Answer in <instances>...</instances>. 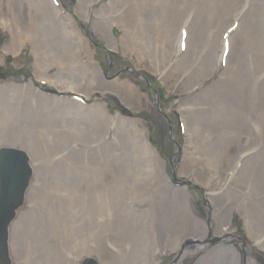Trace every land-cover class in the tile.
Wrapping results in <instances>:
<instances>
[{
  "label": "rangeland",
  "instance_id": "374dc122",
  "mask_svg": "<svg viewBox=\"0 0 264 264\" xmlns=\"http://www.w3.org/2000/svg\"><path fill=\"white\" fill-rule=\"evenodd\" d=\"M135 1L138 9H146L143 0ZM225 1L227 5L219 11L207 4L206 7L210 9L209 16L194 25L196 30H203L206 44L214 42L213 36L217 27L215 18L218 12L229 16H235L240 12L242 16L246 11L244 5L251 0ZM62 2L68 11H72L76 4L73 0H62ZM203 2L204 0H165L163 5L157 0L150 1L145 16L147 26L134 30L144 36L135 37L136 42L144 44L148 51L143 50L142 55L146 57L148 53V58L152 57L150 61H157L158 55L163 57L170 55V51L174 49L173 37L178 25L191 11L199 12L200 16ZM1 8L3 12L8 11V6L5 4ZM177 13L180 14L179 21L172 24L170 21ZM27 16V8L23 5V13L19 17L27 18ZM240 21L241 19H237L227 25L219 38V47L221 45L223 51L227 48L225 57L229 53L231 35L237 30L247 32L244 37L250 40L251 34L243 26L250 27L251 20L242 19L241 23ZM78 27L88 34V44L96 52V59L102 69L110 70L113 67L115 70L113 74L133 79L148 93L151 100L154 101L158 97L161 100L160 103H157V100L153 104L148 103V108H141L139 111L146 120H151L145 115L147 112L156 116L155 122H148L149 133L153 137L151 142L159 148L166 159V170L173 181L171 174L173 166L169 162L176 151V146L168 138L170 129L163 113L172 99H181L185 94L170 98L166 92L167 84L163 87L157 77L152 76L144 67H137L134 72L130 57H125L121 48L114 50V54L109 58L104 49V41L95 38L89 25L79 23ZM24 28L27 27H18L22 38L16 41L31 40V42L20 47L18 55L12 57L9 56L10 52L7 54L4 52L11 42V36L6 29L0 27V83L12 79L28 83L29 79L32 77L34 79V53L43 59L51 70L57 66L65 68L72 66L71 58L76 53L64 51L63 48L60 50L52 48L49 46L50 36L48 41L47 37H38L36 28L33 27L34 29L29 31ZM185 28L182 42L176 44L180 47H175L176 51L179 48L182 55L186 53L187 34H189L188 27ZM11 30H15L14 26ZM180 31L177 32L178 37ZM120 32L122 33L116 29L115 35L119 37ZM63 35L65 40L72 43L76 49L79 48L75 35L66 32ZM195 41L198 42V37ZM130 43L132 44L131 41ZM225 67L223 66L224 69ZM42 89L41 97L51 103L57 99L65 100L52 97L48 93V91L59 92L56 88L42 86ZM37 92L31 91L28 85H0V146H10L15 141V144L25 147L31 153L33 164V177L25 206L11 231L10 249L13 263L171 264L174 256H171L170 252L181 245L179 239L181 234L176 228H172L171 233L169 230L162 231L159 228L163 222L171 225L174 212L172 208L163 206L160 185L157 184L156 194L153 184L148 182L151 176L144 163L128 159L130 163L126 165L122 160L121 146L107 139H89L79 132L70 130L64 133L49 131L41 129L37 122L33 129H29L28 136L24 135L22 130L12 132L4 128L2 113H5L7 108L8 112L12 114L13 111L18 117L23 109L27 108H32L35 113ZM228 97L232 101L227 98L223 103L220 101L221 105L227 111L231 108L238 110L241 119L230 118L231 133H228L230 141L227 139L224 149H231L235 146L232 142L236 144L239 142L243 151L234 162V168L238 167V171H232L237 172L236 175H232L226 183L214 190L216 192L222 190L220 193L225 196L235 197L234 200L230 198L220 200L219 205L233 208L231 225L235 228L234 234L247 239L256 264H264V190H260L264 181L261 175L259 177L260 170L255 182L243 185V188H239L236 182V177L245 167V160L241 167L237 163L244 158H255L257 150L260 169L264 172V97L261 100L257 96L254 98L249 88H245L237 97ZM110 99L112 104L109 106L112 105L118 110L120 101L113 97ZM252 107H258V110L255 112ZM92 110V108L82 110V113L86 115ZM225 110L226 117L232 114ZM180 117V113H176L175 118H172L176 125ZM104 124L108 123L104 122ZM107 126L112 130V124ZM160 134L165 136V140L158 137ZM181 136L178 137L181 139ZM193 143L196 144V150L192 151L193 171L188 173L191 184L189 192L197 214L202 215L206 212L204 203L207 202L205 194L208 190L202 185L203 181L195 171L205 174L213 172L224 165L228 153L223 149L218 151L216 148L213 155L209 154L213 142L204 138ZM251 167L252 165L249 164L246 166L247 170ZM175 177H178L177 173ZM256 242L261 246L257 250L254 244ZM159 251H166L162 262H158V259L156 261Z\"/></svg>",
  "mask_w": 264,
  "mask_h": 264
},
{
  "label": "bare ground",
  "instance_id": "6f19581e",
  "mask_svg": "<svg viewBox=\"0 0 264 264\" xmlns=\"http://www.w3.org/2000/svg\"><path fill=\"white\" fill-rule=\"evenodd\" d=\"M143 1L146 6L145 10L138 9L135 0H76L73 10L65 13L62 11L63 8L57 6L58 0H0V27L6 29L11 36V42L4 51L6 54L10 52L17 56L19 48L31 42V40L16 41L22 38L19 26L27 27L24 29L28 31L33 27L36 28L38 37H47L48 41H50L48 39L50 36L49 46L52 48L57 50L63 48L64 51L76 53L71 58L72 66L68 68L57 66L52 70L43 59L34 53V79H30L28 83L14 79L0 83V85H28L31 91H38L35 95V113L32 108H27L23 109L18 117L13 114V111V115L8 112L7 108L6 112L2 113L3 126L12 132L22 130L24 135L28 136L30 135L29 129H33L37 122L41 129L63 133L70 130L79 132L89 139H107L117 143L122 148V160L126 165L130 163L128 159H134L147 166V172L151 176L148 182L153 184L156 194L157 184L160 185L163 206L172 208L174 212L171 225L160 222L162 224L159 228L162 231L169 230L170 233L172 228H176L181 234L180 240L187 238L192 242V239H199L204 243L196 250L181 252L178 264H183L184 253L193 250V259L191 258L185 264H190L192 261V264H237V258L234 255L239 254L240 251L233 245L238 241L229 244L227 241L220 240L207 242V230L201 221L203 219L197 213H193L192 198L187 191L186 184L190 182L188 173L193 171L192 151L196 150V144L193 141L201 138L212 141L213 146L208 151L211 155L216 148L218 151L225 150L228 154L225 156L226 162L222 167L216 168L209 174L201 171H195V173L202 179V185L208 190L205 195L212 219L217 224L215 231L223 233L225 228L219 226L221 220L227 224L226 231L234 230L230 227L232 224L230 215L234 212L233 208L227 205L220 206L219 202L226 198L234 200L235 197L225 196L220 193L222 190L216 192L214 188L226 183V169L233 168L234 162L243 151L239 142L237 144L232 142V145H235L233 148L224 149L227 139L230 141L228 138V133H231L230 118L240 120L241 113L233 108L225 110L221 102L223 103L227 98L231 102L232 99L228 96L237 97L245 88L251 89L254 98L257 96L261 100L264 97V23H262L264 22V0L247 2L244 5L246 11L242 16L240 12L235 16L218 12L215 18L217 27L214 31V42L208 44L205 43L203 30H196L194 25L209 16L210 9L206 7L207 4L212 5L216 11L227 4L225 0H204L202 14L199 16V12L191 11L185 17L177 28V32L181 30L180 36L178 37L177 32L174 34L173 51L171 50L170 55L164 57L158 55L157 61H150L152 57L149 59L148 53L144 57L142 52L147 51L145 45L135 40L136 36L144 37L143 34L138 31L134 32V30L147 26L145 16L152 0ZM157 1L164 5L165 0ZM4 4L8 6L7 12L1 10ZM23 5L27 8V18L19 17L23 13ZM179 16L180 14L177 13L170 22L174 24L179 21ZM237 19H241L240 23L242 19L251 20L250 27L243 26L250 32V40L244 37L247 32L237 30L231 35L229 53L223 58L224 51L221 45L219 47V38L224 29L228 27L227 25ZM79 23H87L90 31L94 32L95 38L104 41L107 55L110 51L121 48L125 53L123 55L130 57L134 72L137 67H144L152 76L157 77L163 87L167 84L166 92L170 98L185 94V97L181 99H172L169 107L164 110V114L171 120L175 141L180 144L172 157V171L173 174L177 173L180 183L171 184L166 170V160L151 142L153 137L149 133V125L156 121L155 114L150 112L145 114L151 121L146 120L139 111L141 108H148V103L153 104L156 100L160 103L161 100L159 97L154 101L151 100L148 93L133 79L113 74L115 71L113 67L110 70L102 69L100 62L96 59V52L88 44V34L79 29ZM13 26L14 31L11 30ZM186 26L189 33L186 41L187 49L182 55L179 48L176 51L175 47H180L176 44L182 42ZM115 29L122 31L119 37L115 35ZM64 32L76 36L78 49L65 40ZM196 37H198V42L195 41ZM108 57L110 58L109 55ZM223 66H226L225 69ZM40 80L48 81V87L58 89L60 94H66L69 91L83 93L85 103L74 102L68 98L69 96L63 101L57 99L54 103L45 100L41 97L43 96V89L39 87L41 85L35 87L36 81ZM111 97L122 103L121 111L116 110L112 105L109 106L112 104ZM90 108L93 110L86 115L82 113V110ZM252 108L255 112L258 110V107ZM224 110L232 114L226 117ZM250 111L252 112V109ZM176 113L182 114L185 121L183 139L178 137L176 124L172 120ZM109 124L113 125L112 130L108 129ZM160 126L162 127V124ZM158 137L165 140L163 134ZM15 143L14 141L10 146H0V151L8 149L25 154L29 159V168L33 169L31 153L25 147ZM243 161L245 167L236 177L239 188L255 182L259 170V177L261 175L264 181L258 150L255 158H244L242 163ZM247 164L252 165L250 170H247ZM263 187L264 185L260 190H264ZM260 198L263 197L260 196ZM255 247L261 248L257 242ZM249 264H256V262L250 260Z\"/></svg>",
  "mask_w": 264,
  "mask_h": 264
},
{
  "label": "water",
  "instance_id": "95a60500",
  "mask_svg": "<svg viewBox=\"0 0 264 264\" xmlns=\"http://www.w3.org/2000/svg\"><path fill=\"white\" fill-rule=\"evenodd\" d=\"M29 170L22 155L10 153L0 157V261L9 264L7 229L14 218V210L22 203Z\"/></svg>",
  "mask_w": 264,
  "mask_h": 264
}]
</instances>
